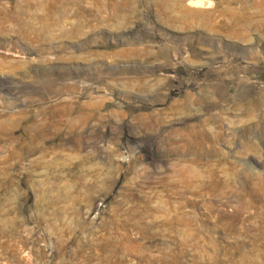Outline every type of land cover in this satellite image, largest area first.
Instances as JSON below:
<instances>
[{
	"label": "rangeland",
	"instance_id": "374dc122",
	"mask_svg": "<svg viewBox=\"0 0 264 264\" xmlns=\"http://www.w3.org/2000/svg\"><path fill=\"white\" fill-rule=\"evenodd\" d=\"M0 0V264H264V0Z\"/></svg>",
	"mask_w": 264,
	"mask_h": 264
},
{
	"label": "bare ground",
	"instance_id": "6f19581e",
	"mask_svg": "<svg viewBox=\"0 0 264 264\" xmlns=\"http://www.w3.org/2000/svg\"><path fill=\"white\" fill-rule=\"evenodd\" d=\"M203 2L202 1H200V0H197V1H194V6H198V5H200V4H202Z\"/></svg>",
	"mask_w": 264,
	"mask_h": 264
}]
</instances>
